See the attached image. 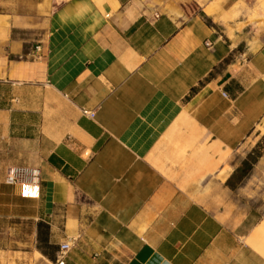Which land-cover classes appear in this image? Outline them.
Segmentation results:
<instances>
[{"label":"crops","instance_id":"obj_1","mask_svg":"<svg viewBox=\"0 0 264 264\" xmlns=\"http://www.w3.org/2000/svg\"><path fill=\"white\" fill-rule=\"evenodd\" d=\"M240 2L0 0V223L32 220L51 264L70 238L66 264H264L191 196L264 131V11Z\"/></svg>","mask_w":264,"mask_h":264},{"label":"rangeland","instance_id":"obj_2","mask_svg":"<svg viewBox=\"0 0 264 264\" xmlns=\"http://www.w3.org/2000/svg\"><path fill=\"white\" fill-rule=\"evenodd\" d=\"M259 5H263V3L259 4V0H241L236 8L242 6L243 9L248 10L249 22L254 23L258 19L256 14ZM262 127H258L248 141L231 154L234 166L240 167L250 159V156L254 158L262 154L263 157L253 165L250 173L242 181L236 177L231 180L230 185H237L236 189L225 187L228 173L232 171L229 165H225L221 171L218 169V173L206 181V184H198L191 196L220 216L236 246L247 249L264 262V241L255 240L256 230L264 226V131ZM27 211L30 212V210ZM32 228V220L26 218H12L0 223V247L10 251L18 249L21 252L30 253L11 257L0 256V264H51L34 251ZM17 229L24 235V241L18 243L15 231Z\"/></svg>","mask_w":264,"mask_h":264},{"label":"built area","instance_id":"obj_3","mask_svg":"<svg viewBox=\"0 0 264 264\" xmlns=\"http://www.w3.org/2000/svg\"><path fill=\"white\" fill-rule=\"evenodd\" d=\"M156 17H159L158 15ZM211 47V43H206ZM39 51V48H37ZM85 114H88L85 112ZM91 115V114H89ZM39 182V172L26 168H11L7 171V184L12 187H34ZM78 238H70L59 246L55 264H66V260L75 247Z\"/></svg>","mask_w":264,"mask_h":264},{"label":"trees","instance_id":"obj_4","mask_svg":"<svg viewBox=\"0 0 264 264\" xmlns=\"http://www.w3.org/2000/svg\"><path fill=\"white\" fill-rule=\"evenodd\" d=\"M249 158L250 159L245 161L243 166L237 170L236 175L234 176L236 178H239L240 181H242V179H244L250 173L253 165L256 164L260 158H262V154H258L254 158L250 156ZM230 182L231 181L227 183V186H229L232 190L236 189L237 185L231 186ZM48 238H49V227L43 223H40L38 225V241H39L38 250L49 260L54 261V253L57 248L49 244ZM58 250L59 249H57V251Z\"/></svg>","mask_w":264,"mask_h":264},{"label":"bare ground","instance_id":"obj_5","mask_svg":"<svg viewBox=\"0 0 264 264\" xmlns=\"http://www.w3.org/2000/svg\"><path fill=\"white\" fill-rule=\"evenodd\" d=\"M261 3H263V5H259L258 6V9L259 10H261V11H264V0H259V4H261ZM232 9V8H231ZM258 10V11H259ZM207 12H208V14H213V10H207ZM230 12V11H229ZM237 13V12H236ZM263 14V13H262ZM235 10L233 9L226 17H225V19H231V18H233V17H235ZM257 15V14H256ZM263 16V15H262ZM257 18V17H256ZM224 19V20H225ZM224 22V21H223ZM254 237V236H253ZM255 240H257L258 242L259 241H264V226H263V228H259V230H256V239ZM254 240V241H255ZM257 250H258V248H257Z\"/></svg>","mask_w":264,"mask_h":264}]
</instances>
